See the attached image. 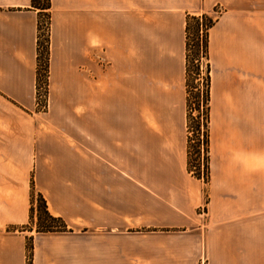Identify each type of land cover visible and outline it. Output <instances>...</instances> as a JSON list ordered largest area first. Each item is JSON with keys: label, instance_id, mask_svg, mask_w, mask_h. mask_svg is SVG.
Returning <instances> with one entry per match:
<instances>
[{"label": "crops", "instance_id": "1", "mask_svg": "<svg viewBox=\"0 0 264 264\" xmlns=\"http://www.w3.org/2000/svg\"><path fill=\"white\" fill-rule=\"evenodd\" d=\"M208 30L207 214L187 174L185 18ZM0 0V264H264V0ZM65 230L30 225L31 192ZM30 247V248H29Z\"/></svg>", "mask_w": 264, "mask_h": 264}, {"label": "rangeland", "instance_id": "2", "mask_svg": "<svg viewBox=\"0 0 264 264\" xmlns=\"http://www.w3.org/2000/svg\"><path fill=\"white\" fill-rule=\"evenodd\" d=\"M42 0H40L41 2ZM221 11V8L216 6L213 8L212 11L204 12V14L215 17L217 16ZM203 14V13H202ZM201 14H197L196 16H200ZM40 41L41 45L39 46V52H41L40 58V65H39V73L41 80L38 83H44L46 86V106L44 109H40L39 106H37V100L35 99V111L39 112H45L47 110V79L45 81L44 76V69H45V56L46 53V47L48 46L47 42V36L49 33V30H47V19L45 16L41 17L40 21ZM194 26V24L192 23ZM48 32V33H47ZM202 30L201 28L197 31L194 30V28L191 30L189 35V51H188V60H189V74H188V81L185 83V96L188 97V106L186 107L185 104V114H186V123H185V134L187 137V145L189 146V154L187 155V161L189 160V167L191 169V172L187 171V174L184 173V178L189 180L191 184H201L202 191H203V200L201 204L197 207V214L202 218L206 217L207 214V193L205 186L206 184H209L211 179V171H210V149H209V112H208V123H207V151H205V145L202 140H204L203 137V131L205 130V126L203 125V116L201 112L200 107V94L203 89L202 84V77L205 73V66L208 62V58L205 59L204 57L200 56V49H199V41L202 36ZM196 65L198 66V71L196 70ZM210 71V67H209ZM197 72L199 74H197ZM37 83V84H38ZM36 84V86H37ZM187 84V86H186ZM36 89V87H35ZM209 105V104H208ZM205 158H207V179L205 178ZM187 163V162H186ZM187 165V164H186ZM199 174V178L195 177L196 174ZM38 205H39V197L38 194L34 191L31 192V206L33 212H32V218L30 225L34 224L35 230H37V213H38ZM49 222L44 217L41 219L42 225H47ZM54 225H58V223H52ZM41 229V228H40ZM29 256L27 255V258ZM28 261V260H27ZM205 264V263H202Z\"/></svg>", "mask_w": 264, "mask_h": 264}, {"label": "trees", "instance_id": "3", "mask_svg": "<svg viewBox=\"0 0 264 264\" xmlns=\"http://www.w3.org/2000/svg\"><path fill=\"white\" fill-rule=\"evenodd\" d=\"M31 7L38 10V16H37V34H36V84L41 80L40 73H39V56L41 55V52H39V46L41 45L40 41V21L41 17L45 16L47 19V30H49V20H50V0H30ZM217 20L216 17H211L206 14H201L200 16H196L194 14H187L185 18V83L188 81V74H189V60H188V51H189V35L191 30L194 28L195 31L198 32V30L201 28L202 30V36L199 41V49H200V56L204 57L205 59L208 58L207 51H208V30L212 27V25ZM194 24V26L192 25ZM48 33V32H47ZM49 38L47 36V42ZM47 54L45 58V69L44 71V77L45 81L47 79V60H48V46L46 47V53ZM196 70L198 71V66L196 65ZM197 74H199L197 72ZM202 86L203 89L201 91V98H200V107L201 112L203 116V125L205 126V130L203 131V137L204 140L203 143L205 145V151H207V123H208V112H209V87H210V76H209V65L208 63L205 66V73L202 77ZM187 86V84H186ZM188 97L185 99L186 107L188 106ZM189 146L187 145V155L189 154ZM187 171L191 172V169L189 167V160L187 161ZM207 158H205V178L207 179ZM195 177L199 178V174L197 173ZM39 197V205H38V213H37V231L39 232H46V231H61L65 230V225L63 221L58 218L52 216L48 210L45 203V200L42 198L40 194H38ZM32 208H30V218H32ZM44 217L46 220H48L47 225L41 224V219ZM58 223V225H54L52 223ZM41 228V229H40ZM30 248V247H29ZM28 261L27 264H30V252L28 253Z\"/></svg>", "mask_w": 264, "mask_h": 264}, {"label": "built area", "instance_id": "4", "mask_svg": "<svg viewBox=\"0 0 264 264\" xmlns=\"http://www.w3.org/2000/svg\"><path fill=\"white\" fill-rule=\"evenodd\" d=\"M46 85L44 83H38L35 89V99L37 100V106L40 109H44L46 104Z\"/></svg>", "mask_w": 264, "mask_h": 264}]
</instances>
